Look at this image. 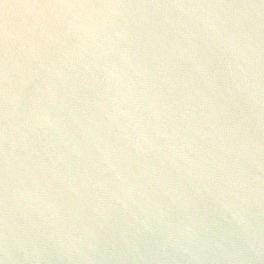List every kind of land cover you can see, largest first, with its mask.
Segmentation results:
<instances>
[{
  "label": "water",
  "instance_id": "95a60500",
  "mask_svg": "<svg viewBox=\"0 0 264 264\" xmlns=\"http://www.w3.org/2000/svg\"><path fill=\"white\" fill-rule=\"evenodd\" d=\"M0 68V264H264V0H0Z\"/></svg>",
  "mask_w": 264,
  "mask_h": 264
},
{
  "label": "snow or ice",
  "instance_id": "6c2138e0",
  "mask_svg": "<svg viewBox=\"0 0 264 264\" xmlns=\"http://www.w3.org/2000/svg\"><path fill=\"white\" fill-rule=\"evenodd\" d=\"M65 5H66V4H65ZM4 75H5V73H4L3 69L0 68V76H4Z\"/></svg>",
  "mask_w": 264,
  "mask_h": 264
}]
</instances>
